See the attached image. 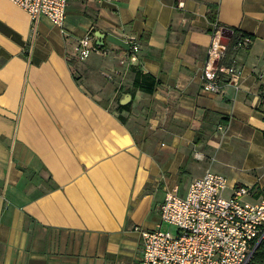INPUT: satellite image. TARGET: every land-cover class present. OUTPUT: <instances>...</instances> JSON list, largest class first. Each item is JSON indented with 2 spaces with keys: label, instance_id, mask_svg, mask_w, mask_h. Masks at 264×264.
I'll use <instances>...</instances> for the list:
<instances>
[{
  "label": "crops",
  "instance_id": "crops-1",
  "mask_svg": "<svg viewBox=\"0 0 264 264\" xmlns=\"http://www.w3.org/2000/svg\"><path fill=\"white\" fill-rule=\"evenodd\" d=\"M65 26L0 0V264H140L167 192L209 169L264 198V0H69ZM218 29L253 43L231 58L239 86L206 93ZM89 32L107 54L72 58ZM125 36L140 62L110 80Z\"/></svg>",
  "mask_w": 264,
  "mask_h": 264
},
{
  "label": "built area",
  "instance_id": "built-area-1",
  "mask_svg": "<svg viewBox=\"0 0 264 264\" xmlns=\"http://www.w3.org/2000/svg\"><path fill=\"white\" fill-rule=\"evenodd\" d=\"M36 20L46 17L69 36L65 23L69 0H10ZM217 26V25H216ZM224 29H218L208 50L203 69L202 90L221 93L227 84L239 86L240 68L222 64L226 49L221 43ZM98 38L89 32L76 41L72 58L87 60L92 53L104 51ZM126 48L119 57L121 69H113L108 78L124 79L140 62V45L136 36H125ZM253 39L242 35L235 47L248 50ZM264 84V73L258 75ZM122 82L118 85L120 90ZM218 130H224L219 125ZM196 157L201 158L196 154ZM230 191L226 198L225 193ZM255 188L244 185L230 187L228 179L210 169L193 180L185 195L175 187L167 192L160 206L162 224L177 228V234L157 229L142 232L143 252L140 264H248L264 240V198L250 201Z\"/></svg>",
  "mask_w": 264,
  "mask_h": 264
},
{
  "label": "trees",
  "instance_id": "trees-1",
  "mask_svg": "<svg viewBox=\"0 0 264 264\" xmlns=\"http://www.w3.org/2000/svg\"><path fill=\"white\" fill-rule=\"evenodd\" d=\"M209 7L212 10L214 9V6H209ZM209 18L212 23H216V13L212 11V13L209 14ZM242 35H248V34L242 33L237 29L233 30V34L231 36V42L226 49V55L225 58L222 60V64L232 65L231 58L233 54H235L238 51L237 49H235V47ZM248 36L253 39L252 36L250 35ZM132 73L134 74L133 86L136 89L144 91L148 94L154 93L156 87L158 86V81L153 76L143 74L141 70H139L138 68H133ZM129 105L130 104L122 105L119 101L117 105V110L122 112L126 110ZM262 112L264 114V110H262ZM248 264H264V240L260 243L254 256L252 257L251 261Z\"/></svg>",
  "mask_w": 264,
  "mask_h": 264
},
{
  "label": "water",
  "instance_id": "water-1",
  "mask_svg": "<svg viewBox=\"0 0 264 264\" xmlns=\"http://www.w3.org/2000/svg\"><path fill=\"white\" fill-rule=\"evenodd\" d=\"M96 36H97L98 41H99L98 45L102 47L104 45V43L101 42V41H102V39L104 37L101 34L100 35H96ZM231 36H232L231 32L223 31V35H222V38H221L222 45H224L225 47H228L230 42H231ZM130 100H131V95H128L121 101V104L122 105H127L130 102Z\"/></svg>",
  "mask_w": 264,
  "mask_h": 264
},
{
  "label": "rangeland",
  "instance_id": "rangeland-1",
  "mask_svg": "<svg viewBox=\"0 0 264 264\" xmlns=\"http://www.w3.org/2000/svg\"><path fill=\"white\" fill-rule=\"evenodd\" d=\"M78 60V59H76ZM117 105H118V102H115V104L112 105L113 108H117ZM230 191L228 190L226 193H225V197L227 198L229 195H230ZM165 231H169L171 232L172 234H177V228L173 227V226H170L168 224H165L164 225V229Z\"/></svg>",
  "mask_w": 264,
  "mask_h": 264
}]
</instances>
